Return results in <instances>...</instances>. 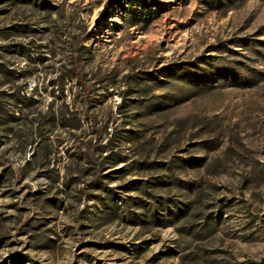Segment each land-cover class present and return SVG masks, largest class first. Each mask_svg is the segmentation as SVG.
Returning a JSON list of instances; mask_svg holds the SVG:
<instances>
[{
  "label": "rangeland",
  "instance_id": "obj_1",
  "mask_svg": "<svg viewBox=\"0 0 264 264\" xmlns=\"http://www.w3.org/2000/svg\"><path fill=\"white\" fill-rule=\"evenodd\" d=\"M247 39L264 0H0V264H260Z\"/></svg>",
  "mask_w": 264,
  "mask_h": 264
},
{
  "label": "trees",
  "instance_id": "obj_2",
  "mask_svg": "<svg viewBox=\"0 0 264 264\" xmlns=\"http://www.w3.org/2000/svg\"><path fill=\"white\" fill-rule=\"evenodd\" d=\"M262 29V28H261ZM244 42L241 44L240 47H248L251 50L255 49V44H260V45H264V41H258V40H253V39H247V40H243ZM81 45V44H80ZM80 46H78L79 48ZM77 48V49H78ZM73 68H74V72L77 78V81H82V67L81 65H79V63L75 62L73 63ZM237 67L234 68V71H220L219 72V78L222 79L223 81H225L226 83L230 84V85H243L245 87H252L254 85H256L257 83H259L261 81V79L257 78L256 76L253 75V73H249L247 74L244 78L238 76L235 71H237ZM260 264H264V258H262V260L260 261Z\"/></svg>",
  "mask_w": 264,
  "mask_h": 264
}]
</instances>
